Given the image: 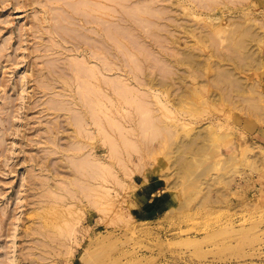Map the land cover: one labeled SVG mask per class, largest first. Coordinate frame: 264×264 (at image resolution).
Instances as JSON below:
<instances>
[{"label":"rangeland","instance_id":"rangeland-1","mask_svg":"<svg viewBox=\"0 0 264 264\" xmlns=\"http://www.w3.org/2000/svg\"><path fill=\"white\" fill-rule=\"evenodd\" d=\"M0 264H264V0H0Z\"/></svg>","mask_w":264,"mask_h":264},{"label":"bare ground","instance_id":"bare-ground-1","mask_svg":"<svg viewBox=\"0 0 264 264\" xmlns=\"http://www.w3.org/2000/svg\"><path fill=\"white\" fill-rule=\"evenodd\" d=\"M145 9V8H144ZM97 11H101L102 12V9L101 8H97L96 9ZM146 10V9H145ZM148 10V9H147ZM146 10V12H148ZM139 14V13H138ZM199 15H196L195 17H198ZM100 19V16L99 15H97L96 16V18H95V23H97L98 22V20ZM203 19H204V17H203ZM218 25H213L212 27H210V29L208 30V32H210V31H212V30H214V28H216ZM189 32H191V29L189 30ZM98 54V53H97ZM96 54V55H97ZM182 54H183V57H182V59H181V57H179V59H177V61L176 62H182V61H194V58L197 56L196 55V52L195 51H183L182 52ZM94 58V59H96V56H91V58ZM223 58H225L224 56H223ZM97 60H99L100 61V58L98 57L97 58ZM85 61L88 63V61H90V60H86L85 59ZM139 63V62H138ZM96 67H99V64H97V63H93ZM111 69L113 70L114 68H109V69H107L106 71H111ZM100 70H102V69H100ZM224 72H226V73H223L224 75H226V76H229L227 73H229L230 74V76L232 75V73H231V71L230 70H225ZM229 76V77H230ZM96 79L99 81V77H97L96 76ZM220 79H221V81H223V83H226L227 82V78L225 77V76H221L220 77ZM232 81L231 82H233V85H235V86H237L238 88V90H239V92H240V90H241V85L242 84H239V83H237L234 79H231ZM150 82H151V86H153V85H155L153 82H154V79H152V80H150ZM139 85H142L143 86V83L141 84V82H137ZM148 83H149V81H148ZM159 83H161V81L159 82ZM119 84V83H118ZM163 85V88L165 87V84H162ZM150 86V87H151ZM121 85H118V88L119 89H121ZM148 93L151 95V96H153V97H157V92H156V90H149L148 91ZM141 97V96H140ZM156 101H158L159 102V104H161V106H162V104H163V108L165 109V111L166 112H172V110L171 109H169V107H167V105H164V101H163V99H161V98H157L156 99ZM157 102V103H158ZM167 104V103H166ZM144 108V107H143ZM211 126V125H210ZM206 127H207V125H206ZM208 129L210 130V128L208 127ZM248 147V146H247ZM248 152L247 150H244V152ZM242 153H243V151H242ZM242 155H245V154H242ZM234 156V155H233ZM241 156V155H240ZM104 189H109V188H107V187H104Z\"/></svg>","mask_w":264,"mask_h":264}]
</instances>
